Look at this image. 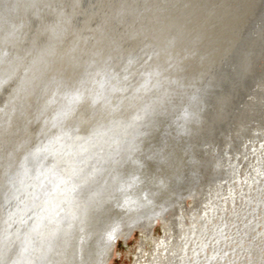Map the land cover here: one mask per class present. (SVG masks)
<instances>
[{
  "label": "water",
  "instance_id": "1",
  "mask_svg": "<svg viewBox=\"0 0 264 264\" xmlns=\"http://www.w3.org/2000/svg\"><path fill=\"white\" fill-rule=\"evenodd\" d=\"M0 264H264V0H0Z\"/></svg>",
  "mask_w": 264,
  "mask_h": 264
}]
</instances>
